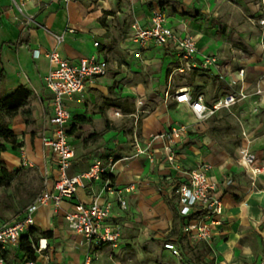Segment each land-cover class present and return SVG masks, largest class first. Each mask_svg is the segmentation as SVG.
Listing matches in <instances>:
<instances>
[{
	"label": "crops",
	"instance_id": "1",
	"mask_svg": "<svg viewBox=\"0 0 264 264\" xmlns=\"http://www.w3.org/2000/svg\"><path fill=\"white\" fill-rule=\"evenodd\" d=\"M16 2L26 15L33 16L36 25L24 29L11 0H0V98L19 88L31 95L25 107L9 121L15 140H0L7 147L0 161L8 173L15 174L9 186L0 187V224L22 217L40 193H56L57 163L43 143L52 133L51 95L45 86V77L51 70L48 54L57 51L75 65L91 56L108 63L106 76L97 78L87 91L67 101L71 113L67 134L75 151L67 174L80 175L98 160L104 166L112 162V190L106 191L104 179L91 180L78 188L74 199L64 200L58 208L41 206L35 213L33 228L37 237L44 232H51L52 237L39 238L38 244L43 241L47 249L35 253V262L84 264L89 254L92 264H117L124 247L135 242V230L157 232L162 239L165 235L158 232L160 229L167 231L163 246L171 243L181 254L179 259L164 248L165 259L172 257L184 264L259 263L264 256V36L259 32L260 43L256 44L244 23L260 22V30L264 31V0ZM157 10L165 14L167 26L179 36L195 38L197 62L214 56L224 66L220 72H226L224 80L216 70L196 69L191 73L216 80L221 88L217 93L224 92L220 99L242 86L249 94L243 103L200 122L188 105L169 98L167 67L173 61L177 72L182 65L175 51L153 43L139 48L130 41L132 25L138 22L142 28L149 27ZM59 36H63L61 43L57 41ZM226 38L243 44L231 48L232 43L224 42ZM34 51H39L38 58H34ZM239 70H244L245 80L232 88L230 79ZM257 88L262 91L260 95L255 93ZM184 89L191 92L193 87ZM214 92L204 84L195 96L201 95L206 104L212 105L218 101L211 98ZM214 119L241 122L243 138L236 137L241 134L239 128L228 135L223 123L213 125ZM180 125L189 127L187 140L178 146L181 168L206 166L216 184L213 194L223 206L221 222L213 228L211 241L198 242L193 247L182 232L183 221L172 192L173 184L184 177L168 166L166 141L155 139ZM246 147L256 156L254 166L262 169L258 175L240 163L238 152ZM96 198L100 204L110 205L107 223L121 229L116 248H94L68 227L66 216L73 212V205H90ZM122 201L125 208L121 207ZM1 253L6 254V264L27 263L18 247L0 249V256Z\"/></svg>",
	"mask_w": 264,
	"mask_h": 264
},
{
	"label": "built area",
	"instance_id": "2",
	"mask_svg": "<svg viewBox=\"0 0 264 264\" xmlns=\"http://www.w3.org/2000/svg\"><path fill=\"white\" fill-rule=\"evenodd\" d=\"M40 1V0H34ZM65 4L79 0H61ZM11 5L16 8L21 17V25L25 29L36 25L33 16L26 15L23 8L16 0H11ZM130 41L139 48H144L153 43L157 46L170 48L175 51L176 57L182 62L177 69L180 74L191 73L196 69L203 71L216 70L222 80L225 79L226 72H220L221 65L214 56H205L200 62H197L196 40L190 35L179 36L166 24V16L162 11H154L151 16L149 27L142 28L138 22L132 25ZM61 43L63 36L57 37ZM98 46V43L95 44ZM34 58L39 57V51L33 52ZM51 70L45 77V86L51 95L50 112L52 133L48 138H44V146L49 148L56 160L59 176L55 182L56 193H40L35 200L25 208L22 217L11 222L0 224V249L7 247H18L20 239L35 226V213L41 206L52 205L58 208L64 200H72L76 196L79 187L91 180H102L104 174H109L113 169L112 162L104 166L102 161H96L88 171L70 177L67 172L71 167L75 156L74 147L68 139L67 126L71 120L67 101L74 96L84 93L99 77L108 74V63L106 60L91 56L83 58L77 65L63 59L57 51L48 54ZM224 67V66H223ZM225 73V74H223ZM245 80L244 70H239L236 76L230 79V87L236 88L242 85ZM257 95L262 91L257 88ZM249 94L241 86L239 90L226 95L212 105L205 103L201 95L193 96L188 89H182L176 92L174 101L178 104L189 106L195 118L204 122L212 118L221 110H231L233 107L243 103ZM189 127L180 125L170 129L168 132L158 135L155 139H164L166 145L164 153L168 166L175 169L183 177V181H176L172 186V192L177 198L178 214L182 219V232L187 238L191 247L198 242L209 243L213 237V228L220 224L223 215V206L213 191L216 184L208 175L207 167L200 166L193 170H183L180 166L178 157V146L187 140ZM245 137V134H243ZM136 146L138 140H134ZM140 153L143 151L139 150ZM241 165L251 170L255 175L262 172L261 168L255 167L256 156L248 147L240 151ZM25 166L26 163L23 162ZM106 191L112 190V182L105 180ZM96 198L92 204L84 205L77 202L73 205V212L66 216L69 229L85 238L94 248L109 246L116 248L121 238V229L118 226L107 223L111 209L110 205L99 203ZM121 207L125 208V202L122 201ZM34 246L35 252L41 253L47 249L42 244ZM164 248L172 252L175 257L181 259L178 249L171 243L164 244ZM93 258L87 255L84 264H92ZM0 264H6L0 256ZM26 264H37L35 261H29ZM257 264H264V256Z\"/></svg>",
	"mask_w": 264,
	"mask_h": 264
},
{
	"label": "rangeland",
	"instance_id": "3",
	"mask_svg": "<svg viewBox=\"0 0 264 264\" xmlns=\"http://www.w3.org/2000/svg\"><path fill=\"white\" fill-rule=\"evenodd\" d=\"M260 24H261L260 22H256V21H252V22L249 21L248 24L244 23L246 27L245 30L248 33H251L252 35L251 40H253V42H256V44L260 43V39H258L259 32L262 33V35L264 36V31L260 30V28L262 27V25ZM122 41L125 42L126 39ZM224 42L229 43V44L232 43L231 48L233 47L236 48L239 45L243 44L241 41H238V40L236 41V40H233L232 38H226ZM171 63L172 64L168 65L167 67L168 69V73H167L168 82L167 83H169L170 85L169 98H174L177 90L184 89L188 86L193 87V89H191V92L195 96L200 92V89L204 87V84L208 86L210 85L212 89L216 91L214 92V96L213 95L211 96V98H214V101L219 100L221 98V95L222 97L224 96L223 90H221V93L220 92L217 93L218 89H221V88H219L220 85L217 86L218 84L216 80L211 79L210 77L202 73L198 74L197 76L196 74H193V73L180 74L174 71L175 65L173 64V61ZM126 65H129V63L127 62ZM145 72L146 71H144V73ZM154 72L157 73V68L156 69L154 68ZM163 78L164 79L166 78L165 72L163 74ZM212 122H213V125H216V126H221V123H223V127L226 130V133L228 135H232L231 134L232 132L233 133L237 132L236 128H239L241 131V134L239 136H236L235 134V136L243 138L242 137L243 125L241 122L237 121L235 123L234 122L231 123V121L227 119H222L220 121H216L214 119L212 120ZM216 122L218 123L221 122V123L217 125L218 123ZM133 123L134 121L132 122V126H133ZM234 139H237V138H234ZM240 151L238 152L239 160L241 157ZM150 225H151L150 221H147L148 229ZM158 232H161V235L162 234L165 236L167 235L166 230L160 231L159 229ZM156 235H157V232L150 233L149 231H147V229L146 230H141V229L135 230L133 233V238L136 239L135 242L129 243L128 245L124 247V252L121 255H119L117 264H184L182 261L178 262L176 259H173L172 257L165 259L166 257H164L163 242L166 240V237L163 236L162 239H159ZM184 251H187V250L185 249Z\"/></svg>",
	"mask_w": 264,
	"mask_h": 264
},
{
	"label": "trees",
	"instance_id": "4",
	"mask_svg": "<svg viewBox=\"0 0 264 264\" xmlns=\"http://www.w3.org/2000/svg\"><path fill=\"white\" fill-rule=\"evenodd\" d=\"M2 83V74L0 73V86ZM30 92L24 88L17 89L11 95L0 98V140L5 143H10L15 140V135L13 131L10 129L9 121L15 117L19 111L25 107L27 101L30 97ZM28 114V112L26 113ZM7 151V147L5 144H0V154ZM15 174L8 173L3 163L0 161V187H7L14 180ZM104 180H110L112 183L114 178L112 175L104 174L102 176ZM37 230L31 228L29 232L23 235L19 242V251L25 255L26 262L35 261L36 252L34 250V246H37L39 238H51V232H44L36 236ZM1 256L5 258L6 254H2Z\"/></svg>",
	"mask_w": 264,
	"mask_h": 264
}]
</instances>
